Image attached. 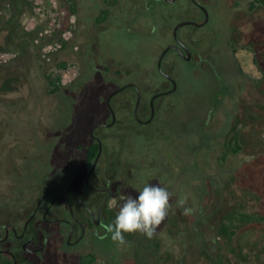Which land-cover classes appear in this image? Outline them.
Masks as SVG:
<instances>
[{"label": "rangeland", "instance_id": "1", "mask_svg": "<svg viewBox=\"0 0 264 264\" xmlns=\"http://www.w3.org/2000/svg\"><path fill=\"white\" fill-rule=\"evenodd\" d=\"M26 1L31 6L23 10ZM256 2L219 0L213 7L209 26L191 36L202 62L196 69L189 66L195 69L194 74L189 82L181 80L179 92L158 100L161 106L150 126H139L131 112L124 110L114 126L95 131L121 165L132 168L141 182L139 187L148 181L159 183L172 193V199L186 196L191 207L199 204L200 193L208 206L206 213L199 207L189 218L172 210L165 231L173 226V231L194 244L190 231L196 228L195 234L200 236L199 231L207 229L209 233V227L214 226L218 251L225 252L222 264H264V35L258 49L256 39L248 41L242 35L252 20L263 29L264 8ZM252 5L257 6L251 11ZM58 6L56 0H0V123L12 118L20 129L18 139L25 143L36 138L37 143L42 142L44 134L52 135V128L66 135L74 133L82 121L72 123L67 108L90 107V121L96 108L86 94L87 86H105L107 97L108 92L122 86L126 71L150 83L161 80L156 70L159 51L149 42V27L135 29L137 37L124 28L112 29L103 37L100 28H91V37H99L101 44L97 39L82 47L75 44L79 26L72 20L74 28L70 23L68 28H52ZM70 6L75 10L74 4ZM160 7L165 13L173 11ZM114 10L121 11L118 5ZM161 15L156 12L153 21L159 24ZM149 18H142V24ZM189 29L183 27L184 31ZM84 48L89 55L98 56L84 59ZM254 49L259 53L257 62L250 53ZM126 98L127 94L120 95L112 105L119 106ZM99 110L106 117L102 106ZM206 118L209 122L204 132L213 138L207 141L208 147H202L201 126ZM110 121L108 115L106 122ZM225 123L228 128L219 134ZM24 125L33 127L23 130ZM82 125L83 132L88 130L86 121ZM1 126L0 136L5 130ZM31 151L37 152L35 148ZM24 167L22 183H35L45 171L40 165ZM172 242L168 245H174ZM58 249L66 255L61 245ZM235 253L237 257L232 255ZM201 262L209 264L204 259ZM175 263L165 260V264Z\"/></svg>", "mask_w": 264, "mask_h": 264}, {"label": "flooded vegetation", "instance_id": "2", "mask_svg": "<svg viewBox=\"0 0 264 264\" xmlns=\"http://www.w3.org/2000/svg\"><path fill=\"white\" fill-rule=\"evenodd\" d=\"M28 2H25L28 5L23 10L31 6ZM70 2L75 5V10ZM58 3L60 10L52 28H68L72 20L79 26L75 44H81L82 47L89 46L97 39L100 42L98 44H101L99 37H91V28H100L103 37L112 29L122 28L137 37L135 29L149 27V42L152 47L157 46L159 51L156 70L161 80L157 84L150 83L141 75L135 77L126 71L122 86L108 92L107 97L105 86H87L86 94H89L88 98L96 108L93 118L90 121L88 119L87 111L91 110L90 107L67 108L71 114L70 121H75L77 125L82 121L80 126L69 135L52 128L49 132L52 135L44 134L40 143L36 142L38 138L26 143L18 139L20 129L14 125L12 118L0 123L3 129L5 127L0 136V264H165L166 258L175 261V264H202L201 259L209 264H222L225 252L218 251L215 230L209 233L199 231L200 236L195 234L196 228L190 231L189 234L195 240L194 245L189 243L185 235L173 231V226L168 229L169 232L165 231V220L152 239L136 233L125 234V239L129 242L125 246L112 241L111 234L106 233L102 225L114 222L119 206L123 203L120 196L136 197L145 184L159 183L148 181L139 187L141 182H138L137 175L134 177L132 168L121 165L120 160L105 148V139L95 134L98 129L114 126L118 115L124 110L131 112L134 122L139 126L152 124L161 106L158 100L179 92L181 80L189 82L194 70L202 62V57L194 48L195 43L191 42V36L209 26L213 7L219 5V0H56V4ZM256 3L264 8V0H257ZM117 5L121 10L119 12L114 10ZM163 5L173 8V11L162 12L160 6ZM256 6L252 5L250 10H254ZM156 12L163 14L159 24L153 21ZM142 15L150 17V21L142 24L144 17L139 20ZM250 16L247 14V17ZM183 22L191 24L177 29ZM253 22L257 21H250L242 29V35L248 41L256 39L259 42L256 47L258 49L262 45L264 26L263 29L257 26V29ZM72 26L70 23V27L74 28ZM183 27L190 29L184 31ZM184 33L188 34L185 36ZM167 48L170 49L161 59ZM84 50H87L86 60L98 56L95 53L89 55L88 49ZM257 54L259 53L255 51V62ZM190 65L195 69L189 68ZM173 81L176 83V90L164 94L174 89ZM122 87H125L124 90L112 97V109L109 108V96ZM123 94H127L125 101L119 106H113V99ZM55 105L59 109L60 104ZM173 105L176 106L177 103ZM100 106L103 107V113L106 111V117H102ZM95 115H100L101 118L97 119ZM108 115L111 118L109 123L106 122ZM85 121L88 130L83 132L82 124ZM25 125L23 130L33 127ZM54 141L55 146H52ZM34 148L37 151L35 153L31 151ZM25 164L45 168L42 177L35 183L21 182ZM197 194L199 204L192 207L195 211L199 207L201 209L203 204L200 193ZM211 194L210 192V200ZM113 201L114 203H110ZM171 202L172 210L183 213V209L176 205L177 199L173 198ZM170 216L173 214L169 212L167 218ZM175 220L179 219L176 217ZM175 220L172 219V223ZM212 236L215 237V242L209 247L206 244ZM169 239L174 240V245H168ZM59 245L65 249L66 255L58 249ZM178 249L182 251L179 252ZM232 255L237 257L236 253Z\"/></svg>", "mask_w": 264, "mask_h": 264}, {"label": "clouds", "instance_id": "3", "mask_svg": "<svg viewBox=\"0 0 264 264\" xmlns=\"http://www.w3.org/2000/svg\"><path fill=\"white\" fill-rule=\"evenodd\" d=\"M138 193L136 197L121 195L120 200L123 203L119 206L114 222L102 225L104 231L111 234L112 241L120 246L129 243L125 234L139 233L148 239L154 238L173 209L172 193L161 184H145ZM187 200L186 196L179 199L177 206L183 209V215L191 216L195 210L186 206Z\"/></svg>", "mask_w": 264, "mask_h": 264}, {"label": "trees", "instance_id": "4", "mask_svg": "<svg viewBox=\"0 0 264 264\" xmlns=\"http://www.w3.org/2000/svg\"><path fill=\"white\" fill-rule=\"evenodd\" d=\"M101 20H103V18H102ZM203 121H204V122H202L201 131H202V134H203L205 140H204L203 143L200 141L199 146H202V147L206 146V147H208V144H207L208 142H207V141H208L209 139L213 138V135H212L211 133L207 134V133L204 132V128H206V125L208 124L209 119L206 118V119H203ZM227 128H228V124L225 123V124L220 128V132H219V134H220V133H223V134H224V132H225V130H226ZM235 138H236V134H234L233 137H232L233 141L236 140ZM204 144H207V145H204ZM236 150H238V149H236ZM219 195H220V193H219ZM205 208L208 209V206L204 205V203H203L202 206H201V211H202L203 213H206V212H205V211H206ZM206 221H207V220H206ZM203 226H204V225H203ZM203 228H204V227H202V229H203ZM209 229H210L209 231H211V230H215L214 226H213V228H211V226H210ZM204 232L206 233V232H208V230L205 229ZM212 233H213V232H212ZM208 240H209V242H208L206 245L210 247V246H212V244H214V242H215V237L212 236V238H209Z\"/></svg>", "mask_w": 264, "mask_h": 264}, {"label": "water", "instance_id": "5", "mask_svg": "<svg viewBox=\"0 0 264 264\" xmlns=\"http://www.w3.org/2000/svg\"><path fill=\"white\" fill-rule=\"evenodd\" d=\"M202 8H203V7H202ZM189 24H191V23H190V22H183V23H181V24L178 25L177 29L180 28V27H182V26L189 25ZM177 29H176V30H177ZM169 49H170V48H167V49L164 51V53H163L161 59L163 58V56L165 55V53H167V51H168ZM159 67H160V64H159ZM173 83H174V89H173L172 91L167 92V93H164V94H169V93H171V92H173V91L176 90L177 86H176L175 81H173ZM124 88H125V87H122V88H120V89H117L116 91H114V92L109 96V98H108V100H107V104H108L109 108H111V99H112V97L115 96L116 94L120 93L121 91H123ZM157 96H160V94H159V95H156V97H157ZM111 109H112V108H111ZM113 122H115V116H113ZM100 148H101V147H100Z\"/></svg>", "mask_w": 264, "mask_h": 264}, {"label": "crops", "instance_id": "6", "mask_svg": "<svg viewBox=\"0 0 264 264\" xmlns=\"http://www.w3.org/2000/svg\"><path fill=\"white\" fill-rule=\"evenodd\" d=\"M250 53H252V55H253V60H255V57H254V55H255V51L251 50ZM254 62H255V61H254ZM260 71H261V70H260Z\"/></svg>", "mask_w": 264, "mask_h": 264}]
</instances>
